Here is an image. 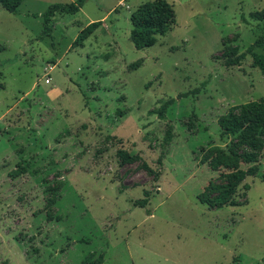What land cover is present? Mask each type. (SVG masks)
Returning <instances> with one entry per match:
<instances>
[{"label":"rangeland","instance_id":"obj_1","mask_svg":"<svg viewBox=\"0 0 264 264\" xmlns=\"http://www.w3.org/2000/svg\"><path fill=\"white\" fill-rule=\"evenodd\" d=\"M72 1L0 4V264H264V149L241 205L202 202L217 173L198 163L228 141L221 114L264 98L251 56L228 62L262 33L264 0H167L171 28L143 49L130 16L152 0H84L38 38L44 10ZM118 149L139 158L121 164Z\"/></svg>","mask_w":264,"mask_h":264},{"label":"trees","instance_id":"obj_2","mask_svg":"<svg viewBox=\"0 0 264 264\" xmlns=\"http://www.w3.org/2000/svg\"><path fill=\"white\" fill-rule=\"evenodd\" d=\"M23 0H0L1 6L8 12L16 13ZM84 0L72 2H55L50 4L42 15L43 28L38 38L51 35L53 17L57 12L74 14L78 12ZM258 19H264V8L255 13ZM131 30L130 40L137 49L149 47L156 42L158 35H164L174 21V12L167 0H152L142 3L130 16ZM100 20L92 21L83 27L72 46L82 44L83 39L92 34L100 25ZM264 48V29L262 33L245 50L229 59V64H237L249 54L252 58V66L257 67L264 76V54L254 51V48ZM136 66V64H135ZM1 75V72H0ZM197 94L199 88L190 91ZM189 92L178 94V97L185 96ZM174 98H168L157 108L156 114L159 118L165 117V112ZM219 126V137L228 139L225 146L209 144L208 147L200 146L199 164H206L212 171L217 173L211 179L202 193L200 200L211 208H219L226 205L236 206L245 203V200L236 199V191L247 176H253L258 172V164L264 149V98L250 100L230 106L225 113L217 118ZM192 130L190 124H187ZM172 138V126L168 125L162 141V147L166 146ZM117 155L120 163L124 164L139 155L128 152L125 149H118ZM158 162L161 163L160 158ZM242 163L249 166L244 169ZM158 173L154 178H158ZM243 188L248 189L249 185L243 183ZM144 197L137 199L134 205L146 206L150 192L144 190ZM103 254L98 255L93 264H102Z\"/></svg>","mask_w":264,"mask_h":264},{"label":"built area","instance_id":"obj_3","mask_svg":"<svg viewBox=\"0 0 264 264\" xmlns=\"http://www.w3.org/2000/svg\"><path fill=\"white\" fill-rule=\"evenodd\" d=\"M45 82H47V83H48V82H49V79H46V80H45Z\"/></svg>","mask_w":264,"mask_h":264}]
</instances>
